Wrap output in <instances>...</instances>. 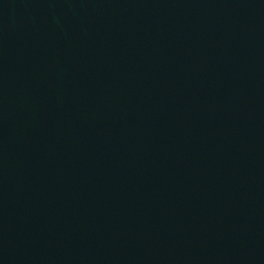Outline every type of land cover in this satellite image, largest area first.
<instances>
[{
  "label": "water",
  "instance_id": "obj_1",
  "mask_svg": "<svg viewBox=\"0 0 264 264\" xmlns=\"http://www.w3.org/2000/svg\"><path fill=\"white\" fill-rule=\"evenodd\" d=\"M0 264H264V0H0Z\"/></svg>",
  "mask_w": 264,
  "mask_h": 264
}]
</instances>
